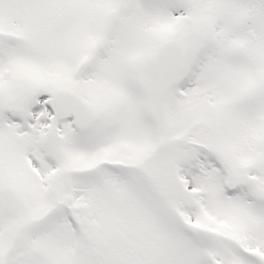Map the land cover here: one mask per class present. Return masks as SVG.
I'll return each mask as SVG.
<instances>
[{"label": "snow or ice", "instance_id": "6c2138e0", "mask_svg": "<svg viewBox=\"0 0 264 264\" xmlns=\"http://www.w3.org/2000/svg\"><path fill=\"white\" fill-rule=\"evenodd\" d=\"M0 264H264V0H0Z\"/></svg>", "mask_w": 264, "mask_h": 264}]
</instances>
